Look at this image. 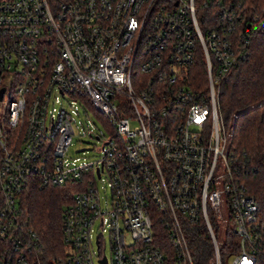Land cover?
Segmentation results:
<instances>
[{"label": "built area", "instance_id": "built-area-1", "mask_svg": "<svg viewBox=\"0 0 264 264\" xmlns=\"http://www.w3.org/2000/svg\"><path fill=\"white\" fill-rule=\"evenodd\" d=\"M254 20L221 0H0V264H195L190 225L210 264H254L264 216L216 107ZM79 111L105 132L92 160L69 154ZM32 181L70 189L53 254L22 216Z\"/></svg>", "mask_w": 264, "mask_h": 264}, {"label": "trees", "instance_id": "trees-1", "mask_svg": "<svg viewBox=\"0 0 264 264\" xmlns=\"http://www.w3.org/2000/svg\"><path fill=\"white\" fill-rule=\"evenodd\" d=\"M221 2L231 4L244 21L264 19V0ZM255 21L248 27L246 52L218 85L216 107L227 134L232 173L254 197L259 213L264 216V24ZM197 69L194 79L200 81V64ZM69 200V187L39 186L32 181L22 192V216L39 236L46 254H53L60 241V213ZM188 233L195 248V264H210V244L205 228L190 225ZM232 241L233 247H230L234 250V238L230 243ZM225 242L227 238L221 248L223 262L230 252ZM254 264H264V247L256 254Z\"/></svg>", "mask_w": 264, "mask_h": 264}, {"label": "rangeland", "instance_id": "rangeland-1", "mask_svg": "<svg viewBox=\"0 0 264 264\" xmlns=\"http://www.w3.org/2000/svg\"><path fill=\"white\" fill-rule=\"evenodd\" d=\"M1 106V105H0ZM75 122L77 127H73V136L71 137V144L69 146V154L72 156H79L86 160H92L97 154V149L104 142L105 137H100L96 140L94 134H98V131L104 130L97 124L94 116L90 113L86 115L81 111L78 112V116H75ZM80 123V125L78 124ZM90 131L91 134L87 135L86 132ZM105 133V132H104ZM100 187L101 184L98 183ZM225 236V227L223 224L219 225L216 230V237L219 242H222Z\"/></svg>", "mask_w": 264, "mask_h": 264}, {"label": "water", "instance_id": "water-1", "mask_svg": "<svg viewBox=\"0 0 264 264\" xmlns=\"http://www.w3.org/2000/svg\"><path fill=\"white\" fill-rule=\"evenodd\" d=\"M0 95H1V91H0Z\"/></svg>", "mask_w": 264, "mask_h": 264}]
</instances>
